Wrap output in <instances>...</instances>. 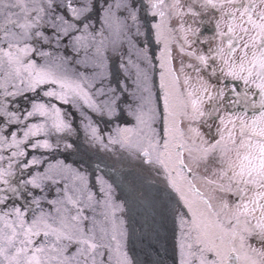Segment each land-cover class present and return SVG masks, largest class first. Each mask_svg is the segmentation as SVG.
Instances as JSON below:
<instances>
[{
    "label": "snow or ice",
    "instance_id": "obj_1",
    "mask_svg": "<svg viewBox=\"0 0 264 264\" xmlns=\"http://www.w3.org/2000/svg\"><path fill=\"white\" fill-rule=\"evenodd\" d=\"M0 264H264V0H0Z\"/></svg>",
    "mask_w": 264,
    "mask_h": 264
}]
</instances>
